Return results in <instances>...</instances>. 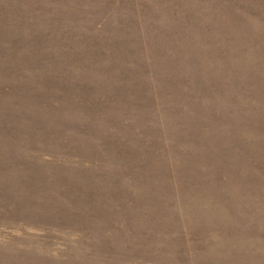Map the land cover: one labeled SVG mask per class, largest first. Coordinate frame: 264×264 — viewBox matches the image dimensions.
Wrapping results in <instances>:
<instances>
[{"label": "rangeland", "instance_id": "obj_1", "mask_svg": "<svg viewBox=\"0 0 264 264\" xmlns=\"http://www.w3.org/2000/svg\"><path fill=\"white\" fill-rule=\"evenodd\" d=\"M0 32V264H264V0H0Z\"/></svg>", "mask_w": 264, "mask_h": 264}, {"label": "trees", "instance_id": "obj_2", "mask_svg": "<svg viewBox=\"0 0 264 264\" xmlns=\"http://www.w3.org/2000/svg\"><path fill=\"white\" fill-rule=\"evenodd\" d=\"M2 31H4V30H2ZM2 31H1V32H2ZM1 32H0V34H1ZM10 121H11V120H10Z\"/></svg>", "mask_w": 264, "mask_h": 264}]
</instances>
